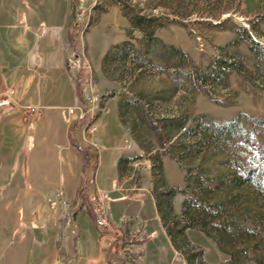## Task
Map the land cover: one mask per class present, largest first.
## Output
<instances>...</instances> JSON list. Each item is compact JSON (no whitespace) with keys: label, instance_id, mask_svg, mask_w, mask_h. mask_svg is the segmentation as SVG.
<instances>
[{"label":"rangeland","instance_id":"1","mask_svg":"<svg viewBox=\"0 0 264 264\" xmlns=\"http://www.w3.org/2000/svg\"><path fill=\"white\" fill-rule=\"evenodd\" d=\"M7 3L34 15L22 43L6 44L9 66L25 67L24 50L36 32L42 55L30 64L37 63L40 76L29 71L25 81L41 85L43 95L52 91L59 105L73 102L72 84L83 97H100L93 109L96 171L93 161L81 166L75 151L66 166H55L45 204L56 230L48 264H264V191L244 177L256 169L264 184V0ZM136 12L151 17L146 31L129 21ZM47 36L51 41L42 46ZM75 54L78 67L67 63ZM232 124L228 132L219 129ZM163 166L173 181L182 180L168 183ZM81 172L86 187L70 197L64 188L80 184ZM159 183L170 190L180 223L195 215L183 231L184 244L170 243L146 194ZM59 190L69 209L78 208L74 215L60 204ZM98 190L106 194L111 221L127 236L114 246L84 206Z\"/></svg>","mask_w":264,"mask_h":264},{"label":"crops","instance_id":"2","mask_svg":"<svg viewBox=\"0 0 264 264\" xmlns=\"http://www.w3.org/2000/svg\"><path fill=\"white\" fill-rule=\"evenodd\" d=\"M31 7L36 12L35 6L31 4ZM10 10L14 22L10 21ZM70 22L67 21L68 28ZM17 26L21 27L19 34L15 30ZM33 26V14L29 15L16 5H9L7 0H0V264H48L53 258L56 252V230L50 227V213L45 204L56 179L55 166H66L63 163L69 159L66 157L69 151H75L79 155L83 166L82 150L87 149L80 134L77 111H68V108L80 103L82 90L72 84L73 102L59 105L52 101V91L43 95L40 92L41 85L25 81L29 71L40 76L37 63L30 64L39 61L42 55L38 34L35 32V41L27 43L24 50V68L10 67L6 60V44L9 41L22 43ZM48 41H51L49 36L44 38L42 46ZM66 41L68 42V29ZM51 44L55 48V41ZM15 48L17 49V45ZM65 50L68 51L69 48L65 47ZM69 79H72L71 76ZM27 104L42 106L43 109L25 118L20 113L19 106ZM118 155L119 153L116 161ZM82 174L83 172L80 184L64 188L70 197L78 195L81 183L86 187ZM163 175L171 185L182 180L180 175V179L173 181L166 166H163ZM83 192L89 194L88 189L84 188ZM146 194L152 200L167 239L173 243L159 218L152 190L147 189ZM121 220L129 223L134 221L132 218ZM97 231L99 232L98 228ZM121 264H124L123 261Z\"/></svg>","mask_w":264,"mask_h":264},{"label":"built area","instance_id":"3","mask_svg":"<svg viewBox=\"0 0 264 264\" xmlns=\"http://www.w3.org/2000/svg\"><path fill=\"white\" fill-rule=\"evenodd\" d=\"M67 63L68 65L75 66V67H78L81 65L80 58L77 55L68 56ZM99 101H100V97L97 94L90 93L89 95H84L83 99L77 106L68 108V111L70 113L77 111V114H78L77 116H78V120L80 124V127H79L80 134L82 137V141L86 145L88 151H90V148L92 147H98V145L92 140V138L95 135V126L93 124L96 118V112H94L93 109H94L95 104H97ZM42 109H43L42 106H35L31 104L19 106L20 113L24 117H28L30 115L39 113L42 111ZM97 157H99L98 151L93 153L89 159L90 164L92 161H93L92 164H96L95 171L98 166V163L96 162ZM110 189L113 191L119 189L117 180L115 179L111 180ZM57 195L59 196L60 204H62L64 209L67 210L68 215L70 214L74 215L75 211L78 208H75L74 210H72L71 208L69 209V206L71 205L65 198L66 195L64 191L59 190ZM92 203H93V221L96 227L98 228L101 236L108 237V241L110 242L109 245H112V242L116 241L115 239H117L121 243L122 239H125V237L127 236L124 233L122 234L121 232H119V228L117 227L118 224L115 225L111 221L109 212H108V207H107L106 194L103 191L98 190V192L94 195V197H92ZM84 206H86L85 209L87 210L88 203H86V205L84 204ZM124 222H126L129 225L128 221L124 220ZM132 243L133 241L131 242V244Z\"/></svg>","mask_w":264,"mask_h":264},{"label":"trees","instance_id":"4","mask_svg":"<svg viewBox=\"0 0 264 264\" xmlns=\"http://www.w3.org/2000/svg\"><path fill=\"white\" fill-rule=\"evenodd\" d=\"M129 21H131V23L134 27H137L138 29H141L142 31H146L148 26L151 24L152 19H151V17L146 18V16L141 15L140 13L136 12L135 15H133L131 17L129 16ZM147 35L151 36L152 31H148ZM69 41L71 44V48L74 52L76 41H75L74 35H72V31L69 32ZM75 55L78 56V54H75ZM232 127H234L233 124L230 126H226L225 129L224 128H219V129H220V131L228 132V131H230V128H232ZM92 154H93L92 151H88L87 149L82 150V157L81 158H82V161L84 164L83 166H87L88 164H90L89 159H90ZM92 166H93V169L96 168V164H92ZM256 175H257L256 169H249V171L246 172L244 177H246L245 179H247V180L254 181V183L257 185V187H259V189L264 191L263 181L256 178ZM83 187H84V185L81 186V189H83ZM81 189H79V191ZM170 193H171L170 190H168L166 188V185L163 183H159L157 185L156 192L152 191V195H153V198L155 200L156 209H157L159 218L162 222V225L165 228L166 233L169 235V237L173 241H178V240L180 241V239H182L183 244H184L183 231L188 227H192L191 223H195V222H193V220L195 221V215L192 212L188 215L185 214V215H187V217L184 219L185 222L180 223L177 220L178 217L174 216L172 211H171V207H170V203H169ZM89 201L90 202L88 203L87 211L93 217L92 198ZM198 215H200V213H198ZM199 229L202 231L204 230L203 224H201V228H199ZM191 252L193 255L196 254L193 250ZM189 258H191V257H189Z\"/></svg>","mask_w":264,"mask_h":264}]
</instances>
